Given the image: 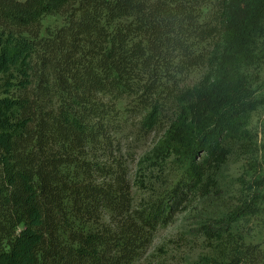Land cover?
<instances>
[{"label": "trees", "instance_id": "1", "mask_svg": "<svg viewBox=\"0 0 264 264\" xmlns=\"http://www.w3.org/2000/svg\"><path fill=\"white\" fill-rule=\"evenodd\" d=\"M263 67L264 0H0V264H139L233 158L239 193L217 229L205 224L227 240L204 260L264 264L241 231L264 216L251 125ZM131 96L139 132L160 131L136 164L151 188L138 202L117 106ZM167 167L173 182L157 189Z\"/></svg>", "mask_w": 264, "mask_h": 264}, {"label": "rangeland", "instance_id": "2", "mask_svg": "<svg viewBox=\"0 0 264 264\" xmlns=\"http://www.w3.org/2000/svg\"><path fill=\"white\" fill-rule=\"evenodd\" d=\"M211 10V5L205 8ZM59 17H48L47 24H61ZM260 78H264V67L258 70ZM195 77V76H194ZM193 77V78H194ZM136 102L134 97H125L118 101L120 120L124 123L122 136V150L130 177L134 181V195L138 202L147 195L151 188L137 184V161L140 156L149 151L160 131H152L147 135L139 132L140 116L135 115ZM252 127L257 129L264 140V106L256 110L252 116ZM243 171L242 161L231 159L220 174L221 188L208 195L193 193L189 200L181 206L173 218L165 225L159 226L152 240L139 257V264H206L205 258L210 254H219L226 242L223 238H211L205 224L217 229L220 217L231 208L236 194L239 193V176ZM153 186L164 189L172 183L173 170L169 167L164 171H156ZM159 177V178H158ZM240 225V224H239ZM233 226V229L239 227ZM231 226H228L230 228ZM241 231L248 242L259 243L264 248V216L253 218ZM229 238V236H228ZM225 241V242H224Z\"/></svg>", "mask_w": 264, "mask_h": 264}]
</instances>
